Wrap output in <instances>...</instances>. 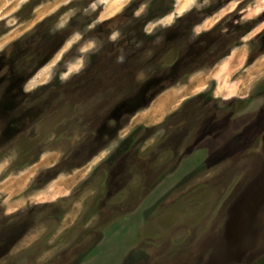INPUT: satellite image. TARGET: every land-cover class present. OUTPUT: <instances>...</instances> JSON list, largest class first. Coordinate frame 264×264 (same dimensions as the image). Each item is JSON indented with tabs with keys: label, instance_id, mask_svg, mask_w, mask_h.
<instances>
[{
	"label": "rangeland",
	"instance_id": "rangeland-1",
	"mask_svg": "<svg viewBox=\"0 0 264 264\" xmlns=\"http://www.w3.org/2000/svg\"><path fill=\"white\" fill-rule=\"evenodd\" d=\"M262 31L264 0H0V264H264Z\"/></svg>",
	"mask_w": 264,
	"mask_h": 264
},
{
	"label": "flooded vegetation",
	"instance_id": "flooded-vegetation-1",
	"mask_svg": "<svg viewBox=\"0 0 264 264\" xmlns=\"http://www.w3.org/2000/svg\"><path fill=\"white\" fill-rule=\"evenodd\" d=\"M190 15H191V13H186L185 15L182 14V15H179L178 17L180 18V20H182L184 18L188 19V16H190ZM114 17H112V18H114ZM112 18L107 20L105 23L112 21ZM206 35L207 34H205L203 36V39L205 38ZM255 41L259 42L261 44V45H259L261 48V52L259 55H263L264 54V31H262L261 33H259V35H257V37L255 38ZM53 48L54 47L52 45L51 51H53ZM43 50H45V49H43ZM49 55H50L49 53H47L45 55L43 53H40V54L38 53V54H35L33 57L28 58V59H25V56H23V58H21V60H20L22 62H19L17 67L24 66V70L17 69L16 72H20L19 74H17V76H14V74H11V75H7L4 77V78L9 79V81L11 82V85H10L11 87H9V92H12V93H8L7 95L3 94V96H1V97L3 98V100L5 102L9 101L8 103L14 104V106H12V107H13L14 112L17 113L14 117L15 124H16L15 129L17 128L15 131L16 136H18L19 134H22V131H25L27 128H29V126H32L35 122L40 121L41 117L44 115L43 111L40 112L39 114H35L33 117H30L28 115L29 114L28 110H30L31 108L27 107V105L33 103V105L32 104L31 105L33 106L32 108H34L36 106H39L40 104L43 105L44 103L39 100L37 92L32 93L30 96H28V93L24 92L23 89L25 90V86L28 84L29 80L31 79L30 78L31 76L28 75V71H26L25 67L26 66H33V65H35V68L42 67L43 65H45L47 63L46 61H48V60H46V59L48 58ZM250 56H252V55H250ZM250 56H249V62L251 60L250 63H253L256 60V58L258 57V56L255 58L251 57V59H250ZM45 87H43L42 88L43 90H41V92H39L40 93L39 96L42 95L41 96L42 98L46 97L47 100H49L48 102L46 101V104L44 106V107H46L44 110L45 114L47 112L49 115V112L53 107V102H51L52 100H50V98H49L51 96H49V97L47 96L49 93L47 90L48 86L46 87V89H44ZM59 87H61V86H59ZM50 93H53V91H51ZM30 97H31L32 102L28 101L30 99ZM24 100L25 101L27 100V101L25 103H23ZM12 107H6L5 109L7 110V108H11V110H12Z\"/></svg>",
	"mask_w": 264,
	"mask_h": 264
},
{
	"label": "bare ground",
	"instance_id": "bare-ground-1",
	"mask_svg": "<svg viewBox=\"0 0 264 264\" xmlns=\"http://www.w3.org/2000/svg\"><path fill=\"white\" fill-rule=\"evenodd\" d=\"M187 3H188V0H180V8L183 9V6L186 5ZM119 6H120V5L116 4V7H115V8H119ZM236 53H237V52H236ZM235 60H236V59H235ZM242 61H243V60H242ZM239 62H240V61H239ZM234 65H237V64H234ZM225 67H226V70H227V66H226V65H225ZM220 68H221V67H220ZM223 69H224V68H223ZM223 69H222V70H223ZM224 71H225V70H224ZM199 78H200V76H199ZM254 79H255V78H254ZM254 79H253V80H254ZM194 80H195V78H194ZM196 81H197V78H196ZM238 81H239V80H238ZM238 81H237V82H238ZM201 83H204V82H201ZM231 84H232V83H231ZM197 85H200V84H197ZM200 86H201V85H200ZM204 86H205V85H204ZM197 88H198V87H197ZM222 89H223V88H222ZM188 92H189V91H188ZM174 93H175V91H174ZM179 93H180V92H179ZM170 95H171L172 98H174V97L177 96L176 94H170ZM160 101H161V100H160ZM172 105H173V104H172ZM163 110H164V107H162V108L160 109V112L163 111ZM160 112H159L158 114H161ZM157 121H158V120H157Z\"/></svg>",
	"mask_w": 264,
	"mask_h": 264
}]
</instances>
